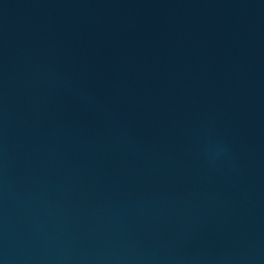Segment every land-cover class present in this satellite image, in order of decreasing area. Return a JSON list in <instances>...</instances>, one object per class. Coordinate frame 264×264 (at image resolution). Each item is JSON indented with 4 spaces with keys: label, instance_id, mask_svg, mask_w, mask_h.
<instances>
[{
    "label": "water",
    "instance_id": "obj_1",
    "mask_svg": "<svg viewBox=\"0 0 264 264\" xmlns=\"http://www.w3.org/2000/svg\"><path fill=\"white\" fill-rule=\"evenodd\" d=\"M0 264H264V0H0Z\"/></svg>",
    "mask_w": 264,
    "mask_h": 264
}]
</instances>
